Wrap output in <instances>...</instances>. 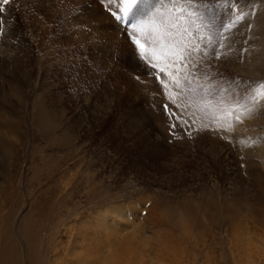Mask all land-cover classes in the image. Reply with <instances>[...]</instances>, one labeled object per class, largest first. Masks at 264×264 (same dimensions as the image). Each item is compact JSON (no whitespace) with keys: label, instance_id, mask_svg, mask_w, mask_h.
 I'll list each match as a JSON object with an SVG mask.
<instances>
[{"label":"rangeland","instance_id":"rangeland-1","mask_svg":"<svg viewBox=\"0 0 264 264\" xmlns=\"http://www.w3.org/2000/svg\"><path fill=\"white\" fill-rule=\"evenodd\" d=\"M204 2L216 28L234 22L208 71L258 91L264 0ZM118 3H0V261L264 264V113L218 132L228 106L148 67L111 15Z\"/></svg>","mask_w":264,"mask_h":264},{"label":"snow or ice","instance_id":"snow-or-ice-1","mask_svg":"<svg viewBox=\"0 0 264 264\" xmlns=\"http://www.w3.org/2000/svg\"><path fill=\"white\" fill-rule=\"evenodd\" d=\"M0 3L8 5L10 0H0ZM108 3L111 4L112 0H108ZM143 4L144 0H119L118 11H112L111 15L117 22L127 25L124 31L139 51L141 60L146 61L148 67L167 75L175 89L183 92L199 90L205 98L202 103L218 102L219 105L228 106L227 115L232 119L227 127L217 129L218 132H235L237 125L242 124L245 117L258 112L264 113V86L258 91H244L240 89V84L248 82L234 78L226 82L227 86L218 87L225 78L222 74L216 76L215 70L208 71L211 68L210 57L220 60L231 50L227 33L234 22L222 23L216 28L214 18L208 15L209 5L204 0H158L146 21L133 24L140 16ZM4 11L0 7V13ZM239 18L238 16L237 19ZM158 21L163 27L154 35ZM205 32L208 33L207 37L203 34ZM7 34L6 22L0 18V37ZM157 62L164 66L161 67ZM136 79L139 80L140 77L137 76ZM155 79L161 78L157 75ZM200 81L203 83H196L195 88L192 87L194 82ZM163 86L168 88L169 84L163 83ZM166 95L171 104L181 106L176 103L175 94ZM188 106L185 105V110ZM165 110L169 112L170 119L175 117L176 113L172 112L170 105H165ZM239 142L246 147L250 144L243 137L239 138Z\"/></svg>","mask_w":264,"mask_h":264},{"label":"bare ground","instance_id":"bare-ground-1","mask_svg":"<svg viewBox=\"0 0 264 264\" xmlns=\"http://www.w3.org/2000/svg\"><path fill=\"white\" fill-rule=\"evenodd\" d=\"M79 2H81L82 0H78ZM96 1V0H95ZM146 2V1H145ZM67 4V3H66ZM76 4V3H75ZM97 7V6H96ZM98 9V8H97ZM107 10V9H106ZM103 15H104V13H103ZM73 17V16H72ZM104 17V16H103ZM107 17V16H106ZM71 19V18H70ZM73 19V18H72ZM100 30V29H99ZM114 32V31H113ZM117 33V32H116ZM113 34V33H112ZM115 34V33H114ZM106 35V34H105ZM117 35V34H116ZM113 36V35H112ZM115 40V39H114ZM118 40V39H117ZM124 47V46H123ZM129 50V49H128ZM240 229V228H239ZM3 258H2V260L0 261V264H15L16 263V260H17V258H16V255H14L13 256V258H16V259H14V263H12L11 262V260H10V258H7V255L5 256V254H3ZM36 257V256H35ZM12 258V259H13ZM18 261H19V259H18ZM34 261H36V259L34 260ZM73 261V263L76 261L75 259H73L72 260ZM20 263V262H19ZM35 263V262H34ZM84 263V262H83ZM83 263H81V262H77L76 264H83ZM18 264V263H17ZM37 264V263H36ZM39 264H41L40 262H39Z\"/></svg>","mask_w":264,"mask_h":264}]
</instances>
